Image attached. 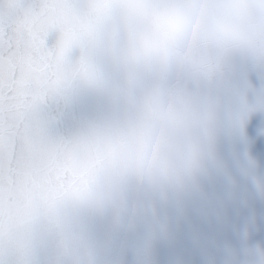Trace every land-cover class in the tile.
Listing matches in <instances>:
<instances>
[{
  "label": "clouds",
  "instance_id": "clouds-1",
  "mask_svg": "<svg viewBox=\"0 0 264 264\" xmlns=\"http://www.w3.org/2000/svg\"><path fill=\"white\" fill-rule=\"evenodd\" d=\"M59 58L49 101L80 91L114 112L71 138H52L54 164L5 191L0 264H98L84 215H110L118 228L148 217V241L165 228L154 209L130 206L129 182L179 192L215 163L218 132L233 103L221 87L241 57L264 81V0H73L53 5ZM180 72L196 91L169 85ZM241 91L240 103L248 102ZM253 99L264 104V83ZM143 160L142 164L137 161ZM231 264V261H229ZM247 264H264V250Z\"/></svg>",
  "mask_w": 264,
  "mask_h": 264
},
{
  "label": "water",
  "instance_id": "water-1",
  "mask_svg": "<svg viewBox=\"0 0 264 264\" xmlns=\"http://www.w3.org/2000/svg\"><path fill=\"white\" fill-rule=\"evenodd\" d=\"M55 40L50 33L49 45ZM168 82L198 88L180 72H172ZM261 83V69L241 57L232 59L221 85L233 103L231 119L217 134L215 163L186 189L164 193L129 182V205L154 209L165 224L150 242L144 214L135 217L132 228H118L110 215H84L98 245V264H247L264 250V104L253 99ZM241 91L247 92V103H240ZM113 112L103 96L80 91L68 101H48L41 116L50 137L71 138ZM49 252L43 253L44 264Z\"/></svg>",
  "mask_w": 264,
  "mask_h": 264
},
{
  "label": "snow or ice",
  "instance_id": "snow-or-ice-1",
  "mask_svg": "<svg viewBox=\"0 0 264 264\" xmlns=\"http://www.w3.org/2000/svg\"><path fill=\"white\" fill-rule=\"evenodd\" d=\"M73 0H0V216L5 191L54 164L42 107L56 87L59 58L48 38L59 23L53 5ZM196 9L210 0H187ZM142 164L143 160L137 161Z\"/></svg>",
  "mask_w": 264,
  "mask_h": 264
}]
</instances>
